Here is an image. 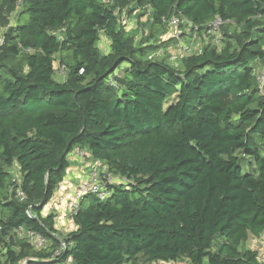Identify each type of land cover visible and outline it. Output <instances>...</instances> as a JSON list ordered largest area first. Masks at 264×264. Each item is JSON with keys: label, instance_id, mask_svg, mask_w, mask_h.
I'll return each instance as SVG.
<instances>
[{"label": "trees", "instance_id": "16d2710c", "mask_svg": "<svg viewBox=\"0 0 264 264\" xmlns=\"http://www.w3.org/2000/svg\"><path fill=\"white\" fill-rule=\"evenodd\" d=\"M132 6L151 17L139 43L117 15ZM172 16L199 34L217 17L237 31L178 66L151 60L174 45L159 43ZM1 29L3 264H263L245 245L264 235V0H0ZM76 148L127 183L106 201L86 196L63 237L44 209Z\"/></svg>", "mask_w": 264, "mask_h": 264}, {"label": "built area", "instance_id": "2783aa9c", "mask_svg": "<svg viewBox=\"0 0 264 264\" xmlns=\"http://www.w3.org/2000/svg\"><path fill=\"white\" fill-rule=\"evenodd\" d=\"M104 4L112 3V0H102ZM124 12L118 11L119 15V24L122 25L126 31H131L135 29V24L132 22H127L122 20V15ZM163 23L165 24L167 31L166 33L159 36V43H165L169 40L174 41V45L169 46L168 48H162L152 53L150 55L151 60H158L164 58L166 53L171 57V62L178 66L177 61H180L183 57L200 54L203 50L204 44L200 45L199 39V27L193 25L190 21L182 19L177 16H172L169 18H163ZM226 22L221 18H215L211 23H209L203 30L205 38L208 42H212L214 45L219 46L222 39V28ZM187 30V31H185ZM187 32V34L185 33ZM185 36L189 38L188 41H185ZM62 75H66V67L61 66L60 71ZM83 73V70L81 71ZM116 77L118 73L109 77L108 82L112 85L116 83ZM257 80L260 86L264 84V68L257 74ZM77 158L83 162L88 161L91 157L90 153L81 148H76L70 155V158ZM15 187L13 190L16 197L24 202L27 199V195L21 187V179L15 178ZM127 181L125 178H117L112 173L109 172L108 168L101 161H94L90 177L88 180L81 182L78 186L72 189V192L69 196L67 193V180L65 179L58 187V190L53 197L59 204L65 203L69 214L74 219V216L77 215L80 206L86 196L94 195L97 196L101 201H106L112 196V191L110 186L117 184H126ZM30 215V213H29ZM16 234L19 238L26 240L34 248L41 250L44 249L48 241L40 233H37L32 230L25 229L20 227L16 230ZM57 236V235H56ZM65 244L62 242L61 248L56 252V255H59L64 250Z\"/></svg>", "mask_w": 264, "mask_h": 264}, {"label": "rangeland", "instance_id": "374dc122", "mask_svg": "<svg viewBox=\"0 0 264 264\" xmlns=\"http://www.w3.org/2000/svg\"><path fill=\"white\" fill-rule=\"evenodd\" d=\"M131 11H125L124 14L122 15V20L124 19V21L127 22H132L135 24V30L134 31V36L137 38V42H141L146 40V36L147 33L150 30V23H151V17L149 15V13L147 12V10H139L137 8H135L134 6H132ZM187 31V30H185ZM235 31H237V27L232 24L229 23L227 24L224 29H223V37H224V32L227 33H234ZM5 32V29H1L0 30V39L3 37V34ZM187 34V32H185ZM59 37H61L62 33L61 31L56 33ZM187 39L185 41H188L189 38L187 36H185ZM201 38V35H200ZM220 44H225V42H221ZM100 48L102 49V51L107 50L109 51V41L107 39L106 36L102 35L101 40H100ZM164 59H168L171 62V57L169 56L168 53H166L164 55ZM172 63V62H171ZM58 80L61 81H65V77L64 76H58L57 77ZM72 168H75L77 166V164H72L71 165ZM12 173L14 178L18 179L20 178V173H19V168L17 166H15L12 169ZM245 247L247 249H251L253 251H257L259 253L260 256V261L264 264V235L261 236L260 238H255L253 236H250L247 244L245 245ZM5 253L4 248H0V264H3L4 259H3V255ZM2 259V260H1ZM156 264H172V263H164V262H160V263H156Z\"/></svg>", "mask_w": 264, "mask_h": 264}, {"label": "crops", "instance_id": "0c3cea01", "mask_svg": "<svg viewBox=\"0 0 264 264\" xmlns=\"http://www.w3.org/2000/svg\"><path fill=\"white\" fill-rule=\"evenodd\" d=\"M187 38H185L186 40ZM200 45L208 43L207 38L201 34V38L199 39ZM107 51V50H104ZM179 61H177V64ZM262 70L261 67H258L257 73ZM62 74H60L61 76ZM65 77V75H62ZM71 165L77 164L75 168L70 167L67 173V193L69 196L76 186H78L81 182L88 180L90 177V173L94 164L95 159L90 158L88 161L83 162L77 158H70ZM53 214L55 215L56 229L59 235L66 237L68 234L74 232L77 229L76 223L74 219L69 214L67 206L65 203L59 204V202L54 198L52 199L48 205L44 209V215Z\"/></svg>", "mask_w": 264, "mask_h": 264}]
</instances>
